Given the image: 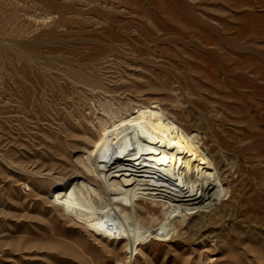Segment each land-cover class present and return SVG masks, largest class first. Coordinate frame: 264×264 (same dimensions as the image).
<instances>
[{"label":"rangeland","instance_id":"1","mask_svg":"<svg viewBox=\"0 0 264 264\" xmlns=\"http://www.w3.org/2000/svg\"><path fill=\"white\" fill-rule=\"evenodd\" d=\"M119 102L179 120L233 188L132 264H264V0H0V264H126L67 215Z\"/></svg>","mask_w":264,"mask_h":264},{"label":"bare ground","instance_id":"2","mask_svg":"<svg viewBox=\"0 0 264 264\" xmlns=\"http://www.w3.org/2000/svg\"><path fill=\"white\" fill-rule=\"evenodd\" d=\"M102 110L91 145L76 157L90 181L70 194L67 215L124 241L132 264L138 246L172 237L189 211L209 208L233 188L192 132L164 109L119 102Z\"/></svg>","mask_w":264,"mask_h":264}]
</instances>
